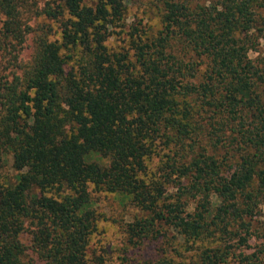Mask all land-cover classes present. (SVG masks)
I'll return each mask as SVG.
<instances>
[{"label": "trees", "instance_id": "trees-1", "mask_svg": "<svg viewBox=\"0 0 264 264\" xmlns=\"http://www.w3.org/2000/svg\"><path fill=\"white\" fill-rule=\"evenodd\" d=\"M59 1V9L47 13L55 17L62 6L68 13L61 42L43 45L25 85L18 88L17 80L0 71V166L10 153L16 171L14 182H0V264H28L19 239L27 219L34 223L30 248L42 264H88L86 249L97 220L89 207L90 184L121 192L149 212L124 230L134 246L158 237L157 221L194 243L209 231L208 223L221 225L219 232L226 235L232 221L242 225L245 216L258 213L257 206L264 204V105L255 88L264 82V62L259 66L248 57L251 40L245 37L254 27L256 1L217 0L220 8L195 10L186 0H162L163 34L150 44H135L143 68L137 75H122L123 59L104 45L110 26L122 17L124 0ZM17 15V0H0V43L2 36H15ZM242 25L246 34L238 36ZM176 37L209 60L197 85L183 83L185 64L166 51V43ZM76 45L87 59L79 78L70 74L62 83L65 56L60 49ZM193 92L225 115L220 129L231 122L230 143L246 153L227 166V157L202 153L189 164H167L166 179L178 189L169 199L157 190L164 189V182L148 185L138 171L160 134L171 141L164 131L188 133L187 114L178 109L177 97ZM93 152L108 163L87 160ZM186 196L198 197L193 212L187 210ZM212 196L218 203L207 221ZM228 253L206 247L200 264H221Z\"/></svg>", "mask_w": 264, "mask_h": 264}, {"label": "rangeland", "instance_id": "rangeland-1", "mask_svg": "<svg viewBox=\"0 0 264 264\" xmlns=\"http://www.w3.org/2000/svg\"><path fill=\"white\" fill-rule=\"evenodd\" d=\"M255 1L254 27L246 34V30H241L242 25L237 35L246 34V39L251 40L247 55L261 66L264 62V35L262 36L264 0ZM83 2L93 4L92 0H83ZM186 2L195 10L203 7L207 9H212L213 6L221 7L217 0H186ZM59 3V0H17V30L15 36L1 37L0 71L7 79L17 80L18 88L25 85L27 76L32 73L43 45L54 41L61 42V23L66 20L68 13L62 5V13L59 15L53 17L47 13L50 9L58 10ZM162 12V0H124L122 17L112 23L104 41L109 53L123 59L125 67L122 68V75H137L142 71V65L135 53V44L138 41L150 44L163 34ZM166 51L181 60L182 65L185 64L184 84L197 85L204 80V72L209 64L205 55L196 53L179 37L166 43ZM60 52L65 56L62 83L70 74H75L79 78L81 65L87 59L85 50L82 46L76 45L71 48L62 47ZM150 52H153V48H150ZM255 93L264 105V82L259 83ZM207 101L208 98L201 97L196 92L179 95L178 109L187 114L185 121L189 123L188 133L176 136L174 130L164 131L171 137V141L160 134L153 142L151 153L144 158V167L138 171V176L148 185H152V182H164V189L163 186H158L157 189L162 190L158 192L162 193V196L170 199L178 194V189L173 186L171 180L166 179L167 164H189L194 157L202 153L219 159L227 157L228 159L225 160L227 166L235 163L241 154L246 153L243 148L236 149V142L230 143V139L234 136L229 130L232 126L231 122L227 123V129L221 130L219 123L225 115L214 109ZM60 108L63 110L66 106L61 103ZM69 125L65 122V129L69 130ZM228 144H232L233 147H229ZM86 159L101 164L108 163V159L97 152L88 154ZM15 173L11 154L4 155L0 166V182L11 184L14 182ZM186 179L184 178L183 182L186 183ZM89 190L91 195L89 207L94 210L97 220L96 229L91 233L86 249L88 264H140L162 259L167 260L168 264H200L201 252L206 247H220L229 252L221 264H261L264 261V204L262 203L257 206L258 213L255 212L252 216H245L242 219L244 221L242 225H239V220L232 221L227 229L231 231L226 235L219 232L223 230L221 225L208 223L206 230L209 231L202 240L194 243L185 242L175 231L176 229L157 221L154 229L161 230L158 237L146 239L134 246L128 243L124 230L128 223L146 217L149 212L121 192L99 190L92 184L89 185ZM184 198L187 201V210L193 212L198 204V197ZM158 202L162 203L160 200ZM217 203V198L212 196L207 221L212 218ZM31 229H34V223L31 219H27L24 232L19 235L20 241L26 247L23 260L28 264H42L30 248ZM213 230L214 233H211ZM241 236L244 238L241 239Z\"/></svg>", "mask_w": 264, "mask_h": 264}]
</instances>
